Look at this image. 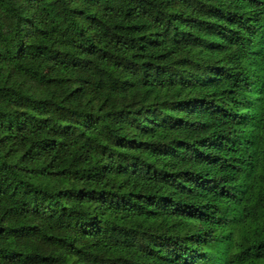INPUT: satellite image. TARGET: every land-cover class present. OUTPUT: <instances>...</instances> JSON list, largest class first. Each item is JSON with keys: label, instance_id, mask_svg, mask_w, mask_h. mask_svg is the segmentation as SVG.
Here are the masks:
<instances>
[{"label": "trees", "instance_id": "trees-1", "mask_svg": "<svg viewBox=\"0 0 264 264\" xmlns=\"http://www.w3.org/2000/svg\"><path fill=\"white\" fill-rule=\"evenodd\" d=\"M0 264H264V0H0Z\"/></svg>", "mask_w": 264, "mask_h": 264}]
</instances>
